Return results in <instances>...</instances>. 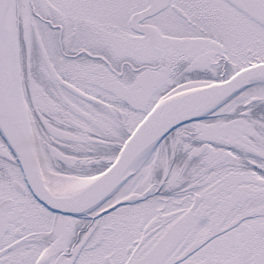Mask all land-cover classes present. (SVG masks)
Returning <instances> with one entry per match:
<instances>
[{"label":"snow or ice","instance_id":"snow-or-ice-1","mask_svg":"<svg viewBox=\"0 0 264 264\" xmlns=\"http://www.w3.org/2000/svg\"><path fill=\"white\" fill-rule=\"evenodd\" d=\"M0 264H264V0H0Z\"/></svg>","mask_w":264,"mask_h":264}]
</instances>
